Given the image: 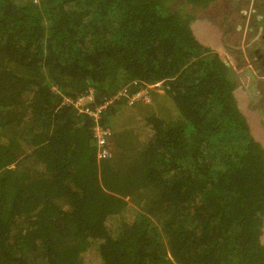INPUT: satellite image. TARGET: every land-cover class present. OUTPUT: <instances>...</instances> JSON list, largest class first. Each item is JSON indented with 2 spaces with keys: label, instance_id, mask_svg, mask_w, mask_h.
<instances>
[{
  "label": "trees",
  "instance_id": "16d2710c",
  "mask_svg": "<svg viewBox=\"0 0 264 264\" xmlns=\"http://www.w3.org/2000/svg\"><path fill=\"white\" fill-rule=\"evenodd\" d=\"M239 1L0 0V264H264V147L194 29L238 40ZM159 81L101 111L104 158L50 88Z\"/></svg>",
  "mask_w": 264,
  "mask_h": 264
},
{
  "label": "flooded vegetation",
  "instance_id": "af4514ba",
  "mask_svg": "<svg viewBox=\"0 0 264 264\" xmlns=\"http://www.w3.org/2000/svg\"><path fill=\"white\" fill-rule=\"evenodd\" d=\"M236 4H239V7L241 6L245 8L242 11L245 14V17L242 19V21H240L239 27L240 29H242V31L238 35V40L231 42L230 32L228 29H226L225 30L226 32L224 33L220 27L216 28L212 26L213 28L211 29L212 33L214 32L213 30L220 31L219 37H221V39L223 40L221 45L223 46L222 49H224V51L222 53L218 52L217 50L215 51L218 52V54L222 56L221 58H223V61H225V63L229 65L235 72V75L238 80V85L234 89V95H235L236 89L238 88L242 89L241 87L244 86V83L240 79V75L236 72V68L240 72L239 68L243 64H245V61L240 60V58L242 57L244 58V55H245L242 49L243 47L241 46L240 42L243 37L245 38L244 45L246 46V50L250 51L248 53L249 59H247L246 61H250V63H252V65L256 67V70L254 72L255 74H257L258 81H260L258 84L254 85V88H255L254 91L260 98L259 100L260 104L257 106H258V110L260 111L261 124L263 125L262 130L264 132V34L261 33V30L264 24V21L261 20V16H263V14L257 13L254 10V5H255L254 0H241L237 2ZM213 40H215V38H213ZM252 41H257L258 43L257 47H253ZM233 56H237V57H233ZM236 58H238L237 61H236ZM230 59L232 61H235V67L229 64ZM250 63H247L246 65L249 66ZM261 86H262V89H261ZM257 87H259L261 90L258 91ZM262 146L264 147V145Z\"/></svg>",
  "mask_w": 264,
  "mask_h": 264
},
{
  "label": "built area",
  "instance_id": "2783aa9c",
  "mask_svg": "<svg viewBox=\"0 0 264 264\" xmlns=\"http://www.w3.org/2000/svg\"><path fill=\"white\" fill-rule=\"evenodd\" d=\"M133 84H136L137 87L136 90L133 89L134 91L125 85L101 98L96 97V89L92 85H89L82 93L74 98L62 94L55 84H52L50 88L57 95H62L61 104L72 105L78 113L90 117L93 121L92 135L95 140L97 157L104 158L111 156L112 143L110 140L111 131L106 127H102L99 123L101 111L106 109L114 101L122 98L128 105H133L138 101L151 103V92L158 91L157 87H160L161 81L145 85H140L137 82H133Z\"/></svg>",
  "mask_w": 264,
  "mask_h": 264
},
{
  "label": "rangeland",
  "instance_id": "374dc122",
  "mask_svg": "<svg viewBox=\"0 0 264 264\" xmlns=\"http://www.w3.org/2000/svg\"><path fill=\"white\" fill-rule=\"evenodd\" d=\"M195 32L197 33V36L199 40L204 41L209 45L212 50H217L218 52H223L224 49L223 46L220 43V37L219 33L220 31L213 30L214 32L212 33V26H206L204 25V22H196L194 26ZM215 38V40H213ZM244 37L241 39V46L243 47L244 51V58H240L241 61H245V64H243L239 69L236 68V72L240 75V79L244 83V86L241 87L242 89L238 88L235 91V97L238 101L239 107L241 108L244 117L247 120L249 130L254 138L259 140L262 145H264V132L262 130L263 125L261 124V115L260 111L258 110V106L260 104L259 96L255 93L254 91V85L258 84L260 81H258L257 74H255L256 67L250 63V61H246L249 59L248 53L250 51L246 50V46L244 45ZM237 57V56H233ZM232 57V58H233ZM231 58V59H232ZM230 59L229 64L233 67H235V61H232ZM234 59V58H233ZM238 58H236V61ZM247 63H250L249 66L246 65ZM158 91H154L156 94H162L163 93V84L161 82L160 87H157ZM262 89V86H261ZM259 87H257V90H261ZM152 93V92H151ZM154 95L152 94L151 102H154ZM156 100V99H155ZM256 107V108H255ZM127 199V198H126ZM130 201V200H129ZM262 242L264 244V233L262 236Z\"/></svg>",
  "mask_w": 264,
  "mask_h": 264
}]
</instances>
